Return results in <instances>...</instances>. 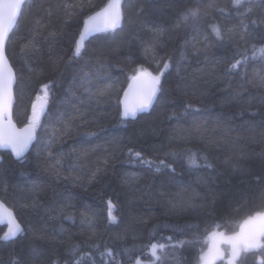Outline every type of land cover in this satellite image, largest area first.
<instances>
[{"label": "trees", "instance_id": "trees-1", "mask_svg": "<svg viewBox=\"0 0 264 264\" xmlns=\"http://www.w3.org/2000/svg\"><path fill=\"white\" fill-rule=\"evenodd\" d=\"M107 2L26 0L8 38L6 56L16 75L15 123H27L43 85H51V92L28 155L16 161L1 154L0 200L13 209L23 233L0 243V264H66L72 248L79 250L77 259L87 253L82 264H136L137 259L149 264L153 242L168 245L163 264H197L208 233L230 235L248 215L264 210L259 195L264 189V88L254 77L264 70V60L259 53L252 59V44L259 47V39L244 42L227 32L241 19L231 0H123L121 27L93 36L73 57L84 20ZM73 4L83 6L65 7ZM187 9L196 11L184 18ZM260 16L255 8L245 19L257 33L264 32ZM252 19L258 23L252 25ZM213 24L225 33L223 41L211 32ZM204 35L208 41L199 43ZM241 54L248 62L225 75L224 62ZM214 64L215 77L210 75ZM139 68L160 74L161 90L148 114L127 121L119 116V101ZM109 84L101 103L89 105L90 94ZM241 88V95L231 98ZM76 108L91 110L65 129ZM196 124L206 130L196 131ZM188 149L209 156L215 168L209 184L197 182V175L208 170L188 167ZM73 150L76 154L68 155ZM84 150L88 155L77 159ZM49 152L61 158L59 176L48 166ZM135 152L144 160L163 159L175 171L157 172L155 163H141ZM229 158L245 171L225 164ZM185 188L199 193L191 205L183 202ZM108 200L114 204V222L108 219ZM61 209L72 218L64 219ZM82 212L92 214L91 224L82 223ZM4 231L0 227V235ZM32 249L40 255L33 256ZM105 249L113 255L102 257ZM241 264H260V257L255 251L242 254Z\"/></svg>", "mask_w": 264, "mask_h": 264}, {"label": "snow or ice", "instance_id": "snow-or-ice-1", "mask_svg": "<svg viewBox=\"0 0 264 264\" xmlns=\"http://www.w3.org/2000/svg\"><path fill=\"white\" fill-rule=\"evenodd\" d=\"M23 0H0V149L10 150L11 154L20 159L23 157L25 151L35 138L36 129L41 123V117L45 114V108L49 102L51 85L45 84L41 88V94H37L35 100L31 103V114L27 116V123L23 127H17L13 120V84L16 79V75L13 71L12 66L8 63L7 57L5 56V40L8 37L10 29L18 19V15L22 8ZM123 0H108V3L102 7L94 15L89 16L84 21L83 29L80 31L79 39L75 41L73 49V57H79L81 55V49L84 47L85 38L95 32H108L114 31L121 25V21L124 19L123 11ZM82 4L66 5V8L82 7ZM231 6L238 10V15L241 17L239 24L227 29L228 33L238 35L241 41L247 42L249 39L255 41L259 39L260 46L257 47L255 43L252 44L253 52L252 59L257 58L259 53V59L264 60V32L257 33L254 29L249 27L248 23H245V19L253 12L255 8H259L261 16L259 23L264 24V0H231ZM243 8V11L239 9ZM224 11L223 8L219 9ZM194 9H187L184 18L188 15L195 14ZM72 13L69 12V15ZM39 23V20L37 21ZM257 19H252L251 24L256 25ZM211 32L215 34L219 40L225 39V33L219 28V26L213 24L210 25ZM239 28V32L236 29ZM195 39V37H194ZM208 41V35L200 37L199 43H205ZM149 51V49H145ZM248 57L241 54L239 59L234 61H226L225 64V75L231 74L238 68L248 62ZM221 61L217 60L216 64H220ZM216 64L213 65V72L210 73L212 76H216L215 68ZM169 65L167 62L164 63V68L167 69ZM31 70V69H30ZM179 74V73H178ZM254 77L258 79L259 86L264 88V70L257 71ZM131 83L128 86V90L124 92V98L119 101L122 106L119 111L121 119L128 117H135L139 111L147 110L156 98V94L161 90V77L160 74L153 75L144 68L136 70V74L131 78ZM181 79H184L181 77ZM250 83L252 81H249ZM111 87V84L106 85L104 88L97 89L95 93H91L89 96V105L101 103L102 98L107 94V90ZM241 89H234L231 98H237L241 95ZM90 108H76L75 114L71 116L67 121L64 122L65 129L71 127L72 121L82 118L85 113L90 111ZM219 123H223L220 121ZM196 131L206 130L204 124L194 125ZM129 153L132 150L129 149ZM76 154L75 150L73 153L68 155ZM88 155V150L77 155V159L84 158ZM176 156V153H172ZM134 156L140 160L141 163L152 167L155 163V171L160 172L162 168H170L173 172L175 169L171 164H168L165 160L161 159L158 162L150 160H144L141 158L140 152H135ZM48 166L59 176L58 166L60 165V157H52V153L49 152ZM186 161L188 167L200 169H207L206 174L197 175V182L200 184L207 185L214 178L213 173L215 171L214 165L209 159L207 153L194 152L191 149L186 150ZM225 164L231 166L234 171L243 173L245 169L240 165L239 161H233L231 158L225 161ZM97 172L100 169L96 170ZM96 176V172L91 173L89 180L91 181ZM128 183L129 181H125ZM183 202L186 205H191L192 202L199 196V193L195 189L185 188L182 190ZM164 195V193H161ZM260 196L264 197V189L259 193ZM216 197H213L212 203H215ZM172 203V201H169ZM246 203V202H245ZM32 206H37L36 201L33 200ZM114 204L111 200L107 201V215L110 222H114L116 217L113 215ZM234 211L239 210V206L233 209ZM55 211V210H46ZM60 214H63L64 219H71L72 216L64 213V210H60ZM82 223L91 224L93 220L92 214L82 212ZM0 223L7 224V230L0 235V242L13 240L18 234L23 232V228L17 222L14 215L13 209L8 207L3 200H0ZM178 227V226H177ZM63 231V229H61ZM54 239V238H53ZM172 239L171 236L168 237ZM184 241H180L182 245ZM203 243L206 245L205 248L200 249L197 264H218V261H226V264H241L242 254L255 251L260 257V264H264V210L255 211L248 215L242 223L239 225V231H235L232 234H226L223 232L213 231L208 233ZM168 245L164 243L153 242L148 247V251L152 257L149 264H163L164 258L168 256L167 252ZM77 248L70 249L71 260L67 261L66 264H82V257L86 256L87 253H83L81 259H77ZM33 256H39L40 252L37 249H32ZM113 255L111 251L105 249V252L101 253V256ZM13 264H21L19 260H14ZM28 264H34V261L28 262ZM52 264H58V261L53 260ZM96 264V262H94ZM136 264H140V260L137 259Z\"/></svg>", "mask_w": 264, "mask_h": 264}, {"label": "water", "instance_id": "water-1", "mask_svg": "<svg viewBox=\"0 0 264 264\" xmlns=\"http://www.w3.org/2000/svg\"><path fill=\"white\" fill-rule=\"evenodd\" d=\"M25 1H26V0H23L22 7H23ZM21 10H22V8H21ZM21 10H20V13H21ZM98 11H99V10H98ZM98 11H96V12H98ZM96 12H94V13L91 14L90 16L94 15ZM20 13H19V15H18V19H19ZM88 17H89V16H88ZM88 17H87L86 19H88ZM18 19H17V21L14 23L13 27L10 29V31H9V33H8V37H7V39L5 40V56H6V44H7L8 38H9L11 32L13 31V29L15 28V26H16V24H17V22H18ZM86 19H85V20H86ZM85 20H84V21H85ZM122 21H123V20H122ZM122 21H121V25H122ZM121 25H120L117 29H119V28L121 27ZM83 26H84V22H83V25H82L81 30L83 29ZM117 29H115V30H117ZM81 30H80V31H81ZM115 30H114V31H115ZM108 32H113V31H108ZM108 32H95V33H92L91 35H88V36L85 38V41H84V47H85V44L89 41V39L92 38L93 36H95V35H99V34H105V33H108ZM79 34H80V32H79ZM77 39H79V35H78V38H77ZM84 47L81 49V51L84 49ZM6 57H7V56H6ZM7 60H8V58H7ZM8 63L10 64L9 60H8ZM10 65H11V64H10ZM13 71H14V70H13ZM14 73H15V72H14ZM131 82H132V81H131V79H130L128 85L126 86V88L124 89V91H123V93H122V95H121L120 100L124 98V92L128 90V86H129V84H130ZM15 85H16V79H15V82H14V84H13V92H14ZM156 99H157V94H156V98L154 99L152 105H151L147 110L139 111V112L136 113V116H135V117H131V116H130V117L126 118L125 120H127V121H133V120H135V119H136L138 116H140V115L148 114V113L151 111V109L153 108V106H154V104H155V102H156ZM14 103H15V96H14V99H13V107H14ZM119 106H120V110H121L122 106L120 105V103H119ZM41 118H42V117H41ZM14 122H15V121H14ZM16 125H17V124H16ZM17 127H20V126L17 125ZM21 127H23V126H21ZM35 140H36V135H35V138H34V140L32 141V143L29 145L28 149L25 151L23 157L20 158V159L15 158V157L11 154L10 150H7V149H0V163L2 162V156H1L2 153H9V154L12 156V158H13L14 160H16V161H20V160L24 159V158L28 155V153L30 152V150H31V148H32V146H33V144L35 143ZM14 215H15V214H14ZM15 217H16V215H15ZM16 220H17V222L19 223V221H18L17 218H16ZM19 224H20V223H19ZM20 225H21V224H20ZM0 227H4V228H5V231L7 230V224L0 223ZM21 227H22V225H21ZM22 228H23V227H22ZM5 231H4V232H5ZM21 234H22V233L18 234L17 237L20 236ZM17 237H16V238H17ZM16 238H14L13 240H15ZM13 240L5 241V242H10V241H13ZM5 242H0V243H5Z\"/></svg>", "mask_w": 264, "mask_h": 264}, {"label": "bare ground", "instance_id": "bare-ground-1", "mask_svg": "<svg viewBox=\"0 0 264 264\" xmlns=\"http://www.w3.org/2000/svg\"><path fill=\"white\" fill-rule=\"evenodd\" d=\"M107 3H108V2H107ZM107 3H106V4H107ZM122 23H123V21H122Z\"/></svg>", "mask_w": 264, "mask_h": 264}, {"label": "rangeland", "instance_id": "rangeland-1", "mask_svg": "<svg viewBox=\"0 0 264 264\" xmlns=\"http://www.w3.org/2000/svg\"><path fill=\"white\" fill-rule=\"evenodd\" d=\"M221 262V261H218V263Z\"/></svg>", "mask_w": 264, "mask_h": 264}]
</instances>
